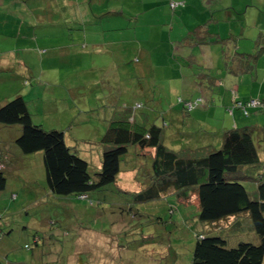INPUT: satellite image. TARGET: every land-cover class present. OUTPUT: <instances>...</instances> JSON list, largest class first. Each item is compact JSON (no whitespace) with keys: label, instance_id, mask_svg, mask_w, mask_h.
<instances>
[{"label":"rangeland","instance_id":"rangeland-1","mask_svg":"<svg viewBox=\"0 0 264 264\" xmlns=\"http://www.w3.org/2000/svg\"><path fill=\"white\" fill-rule=\"evenodd\" d=\"M0 1L5 6L0 4V25L7 24L8 17L17 18V22L12 19L8 23V26L12 23L14 26L7 28L8 32L3 31L0 26V47L14 49L23 39L17 38L18 27L22 26L24 31L27 29L32 32L28 25L35 18L32 14L33 6L36 3L44 5L51 0ZM73 2L76 6L85 5L88 11L93 8L108 12L107 7L110 10L124 11L125 14L104 18L106 25L122 28L125 26L123 29L106 32L107 38L121 40L117 45L123 47V52L115 55L114 59L110 52L104 56L97 54L82 58L78 51L79 55L73 56L74 64L78 57H81L80 62L68 69L58 68L59 63H54L53 66L49 59L42 63L40 55L27 53L26 58L32 59L30 61L37 74L42 75L34 79L32 85L26 84L29 85L28 89H32L26 93V97L34 122L43 124L46 129L64 130L68 144L75 146L81 155L88 156L92 175H95L100 166L103 151L100 139L106 130L104 121L95 117L99 116V112L102 113L104 100L99 101V97H95L93 92H98L102 87L113 92L111 96L117 97V104L123 109L136 107L137 119L141 117L149 124L168 123L166 142L170 146L196 147L215 140L216 147H221L222 141L220 142L218 133H215L217 130L210 128L216 124L221 128L232 115L230 105L235 102L232 94L234 85L231 83L234 81V73L229 70L235 66L233 58L236 52L253 53L257 50L255 41L260 33H264V0L242 2L244 11H235L230 16H226L222 3L218 4L220 9L211 12L210 6L201 0ZM58 3L63 2L58 0ZM172 3L177 4L175 9L171 7ZM185 6H189V10L186 11ZM214 13L216 18L225 23L210 22ZM195 16L197 23L199 18H204L202 22H210L213 32H218L221 25L223 35L220 37L227 38L235 34V39L189 46L186 37L197 25ZM85 17L89 20L93 15L86 13ZM87 38L92 46V42L100 40L101 36L92 33ZM50 39L51 41L44 38L45 45L37 49L44 48L50 54L52 49L55 50L54 46L65 45L64 42L69 40L59 37V42L56 43V38ZM75 41L80 44L82 42L76 37ZM184 41L186 43L182 44ZM134 49H142L140 57ZM15 52L21 53L16 50ZM122 55V63L115 62L120 72L109 77L111 73L104 72V69H113L114 61ZM137 59L138 67L134 65ZM143 65L145 66L142 67ZM255 72L258 77L253 79ZM255 72L242 73L246 75V80L234 87L243 100L257 96L261 89L264 90L263 52L259 56ZM220 79L226 81L220 84ZM21 80L11 79L0 83V99L14 94L20 87L18 83L24 84ZM87 86L93 93V110L86 112L83 104L86 96H90L84 94L73 97L62 91L68 87H81L77 91H83V87ZM55 96L67 99L53 102L48 100ZM198 97L201 101L194 106L193 114L184 110L180 99L190 101ZM211 97L216 100L209 104L208 99ZM138 104L141 106H137ZM65 106L71 108H64ZM236 115L242 120L239 125L253 124L258 127L255 136L258 134L262 139L258 143L260 153L264 155V108H251L248 115L236 109L234 116ZM230 126L232 127L230 124L227 128H231ZM16 127L0 124V154L8 166L12 163L16 167L9 168L7 186L0 191V264L193 262L199 241L197 233L204 226L195 203L187 205L178 201L174 194L145 202H134L132 196L122 192L140 191L141 180L145 178L142 165L137 172L126 170L144 161L143 157H136L133 147L117 182L90 192L85 198L74 194L58 195L48 189L43 153H24L15 141L19 135ZM200 128H209L214 132L209 136L203 132L198 137L196 131L200 132ZM174 132H182V135L173 137L171 134ZM204 135L208 137L203 140ZM196 140L202 141L198 144ZM170 141H177L179 145ZM243 182L249 189L255 187L252 177L244 179ZM225 238L228 247L237 246L241 241L258 242L257 234L249 231L231 233Z\"/></svg>","mask_w":264,"mask_h":264},{"label":"trees","instance_id":"trees-1","mask_svg":"<svg viewBox=\"0 0 264 264\" xmlns=\"http://www.w3.org/2000/svg\"><path fill=\"white\" fill-rule=\"evenodd\" d=\"M171 7L175 9L177 4ZM234 37L216 38V41L225 42ZM255 46L257 50L253 53H235L236 67L230 69L232 72L242 74L256 70L259 56L264 53V33L257 37ZM252 98L257 99L258 104L244 107ZM250 99L236 101L231 111L240 109L248 115L251 108H264V93ZM180 101L183 108L190 111L186 103L198 104L201 98ZM124 108L115 105L112 119L101 136L103 151L95 175L90 173L88 156L68 144L64 130L46 129L43 124L34 122L23 95L0 104V124L17 126L19 135L15 141L24 153H43L48 189L58 195L85 198L90 192L117 182L133 147L136 157L148 160L133 167L137 172L142 165L145 178L141 180L140 191L122 192L132 196L134 202L174 194L178 201L187 205L195 203L199 208V219L204 226L197 233L199 241L191 264H263L264 155L258 143L262 139L258 134L255 136L258 127L250 124L226 129L219 148L213 144L174 148L166 142L168 123L149 124L141 117L137 119L136 107ZM9 168L13 169L0 154V191L7 186ZM249 177L255 182L253 189L243 182ZM245 231L255 232L258 242L241 241L237 246H227L225 237Z\"/></svg>","mask_w":264,"mask_h":264},{"label":"crops","instance_id":"crops-1","mask_svg":"<svg viewBox=\"0 0 264 264\" xmlns=\"http://www.w3.org/2000/svg\"><path fill=\"white\" fill-rule=\"evenodd\" d=\"M201 1L206 3V5L210 6L209 8H210L211 12H213V11L216 12L218 9H220L221 7H218V4L222 3V9H224V11L226 10V16H230L235 11H238V12L242 11L243 12L244 9H242V6H244V5H242L241 3L246 2L247 0H224L223 2H221L220 0H201ZM35 2H36V0H35ZM62 2L63 3L59 4L58 0L56 2H53V0H51V1L45 2L44 5H42L41 3L38 5L36 3V5H34L32 8V14L35 16V18H33V20H31L33 23L31 25H28L31 27L32 32L27 30V29L24 31L22 26H20V27H18L19 32H17V34L19 35L17 38H23L19 41L20 44L16 45V48H14V49H9L7 47H2V48L0 47V83L7 81V80L11 81V79H16L18 81H19V79H22L21 81L24 82V84L18 83V86H20V87L17 89V91L14 94H12L11 96H6V98H1L0 104L2 102H4L5 100L12 98L16 95H23L29 104V100L26 97V93H28L29 91H32V89H28V86L32 85L35 81L34 79H38L39 75L37 74L36 69H34L33 65L31 64L30 60H32V59L26 58L27 53H31L34 55H40L41 56L40 60L42 61V63L45 61V59H49L50 63L53 66H54V63L55 64L59 63L60 66H58V68H61V69H63V68L68 69V68L72 67L71 65L74 66L76 63L80 62L79 58H81V57H78L76 59L77 62L75 61V64H74V57H73L74 55H79V52L81 53L79 56H82V58L87 57V56L91 57L92 55H97V54L104 56L107 52H110V55H112L113 58L116 59L115 55L122 54L123 47H118V45H117V44H120L121 40H119L117 38H112V37L107 38L108 35L106 32L111 31V30L114 31V30H118V29H123V28H125V26L122 28L120 26H109V24L106 25V23H104V18H105V16H112V17L118 16L117 14H120V13H121V15L125 14L123 10H121V11L110 10L109 7H107L108 12H101L102 9L94 10L93 8H90L88 11V9H86L85 5L84 6H81V5L76 6V4L73 2V0H71V1L62 0ZM196 2H197V0H196ZM179 3H181V2H179ZM0 4L2 5V7H5L3 5V2L0 1ZM186 5H187V3H186ZM215 6L217 8H215ZM185 8H186V11L189 10V6H185ZM86 13L92 14L93 18H90L88 20V18L85 17ZM12 19H14L13 22H17L16 17L15 18L8 17L7 18V24L0 25V26H2L3 31H7V28L13 26V23L8 26V23H10ZM202 19L204 20V18H199V22L197 23V18L195 16V21H196L197 25L195 26L194 30L191 31L190 34L186 37V38H188L187 43L189 46L190 45L196 46L198 44H206V43H216V42H219V41H216V38H222V37H220V35H223V32L221 30V25L219 26L218 32H213V31H211L212 26L210 25V22L214 21V22H218L219 24L225 23V22L221 21L219 18H216L215 13L212 14L211 20H209L210 22H205V21L202 22ZM88 26H90V27H88ZM59 29H63V30L60 31ZM92 33L95 35L100 34L101 39L97 40L95 42H92V46H90L91 41L87 37L89 34H92ZM231 35L234 36L235 34H231ZM77 36H79V37H77ZM59 37L69 38V40L64 42L65 45L54 46L55 50L52 49L50 54H47L48 50L45 51L44 48L42 50L37 49V47H43V45H45V44H43L44 38H49V41H51L50 38H56L57 39ZM75 37L78 38V40L82 41L81 44H83V45H81L80 43H76ZM82 38L85 40V42H83L84 40H82ZM58 42H59V40L57 39L56 43H58ZM21 43H23V44H21ZM185 43L186 42L184 41V43H182V44H185ZM78 44H80V45H78ZM78 46H79V48H78ZM46 47L49 48V46H47V45H46ZM51 48H53V46H51ZM15 50L20 51L22 53V55H21V53L18 54L17 52H15ZM140 51H142V49H134V52L136 53V55H138V57H140V55H139ZM82 53H83V55H82ZM86 59H88V58H86ZM121 60H123V55L121 56V58L114 61V65H113L114 68L113 69H112V67H111V69L106 68V69H104V72L107 71V73H111L109 77L113 76L114 75L113 73L120 72V68L116 65L115 62L122 63ZM138 61L139 60L137 59V62L134 63V65L136 67H138ZM144 66L145 65H143L142 67H144ZM43 71H44V69L42 70V72ZM71 71H73V70H71ZM71 71H69L68 73L70 74ZM229 71H231V70H229ZM232 73H234V72H232ZM247 73H249V72H247ZM244 74H246V73H244ZM116 76H117V74H116ZM39 77H42V75H40ZM257 77L258 76L256 75V72H255V77H252V78L256 79ZM232 80H234V81H232L231 85H234V87H236V85L238 83L241 84V81L246 80V75L234 73ZM225 81L226 80H224V79L223 80L220 79L219 83L221 84V83H224ZM26 84H29V85H26ZM234 87L232 88V94H233L234 102H236L240 99L243 100L240 96V92L238 90H236ZM32 88H35V86H32ZM77 88H81V87H77ZM77 88L76 87H74V88L68 87L65 89V91H62V93L65 92L66 94H69L73 97H75L76 95H82L83 96L84 94L90 96V98H88L86 96L85 103L83 104V107L86 108V110H85L86 112L93 110L91 101L93 100L92 94L95 93L96 94L95 97H99V101L104 100V102H106L108 104L107 105L106 103L103 102L102 113L99 112V116H95V117L98 120L104 121V124L106 126H108L110 119H112V113L115 110L114 109L115 105H119V104H117L118 103L117 97H115V95L111 96L113 94V92L112 91L108 92L106 90V88H103V87L100 88V90L98 92H93V93L91 91H89L88 86H87V88L83 87V91H81V90L77 91ZM263 93H264V90L261 89L258 92L257 96H252V97L262 96ZM37 98H40V97L37 96ZM37 98H35V99H37ZM59 99H67V98H65V97L64 98H61V97L57 98L55 96L52 99H48V100L53 102V101L59 100ZM246 99H248V98H246ZM215 100H216L215 97H211L210 100L208 99V102L210 104L212 101H215ZM245 100H243V101H245ZM206 104H208V103H206ZM195 105L196 104H194V106ZM194 106L189 111V112H191V114L194 113L193 112ZM233 107H234L233 105L232 106L230 105V108H233ZM64 108H71V107L65 106ZM57 110H59V108ZM64 110H66V109H64ZM235 111H236V109H234L232 111L231 117L227 120V122L225 124L221 125V128H218L217 124H216V126H211V128H210V129L217 130V131H215V133H218V137L220 139V142L222 141L223 132L226 129H228L227 128L228 125L231 124L232 127H234L236 125H239L238 123H240V122L242 123V120H240V118H238L237 115L234 116ZM210 129L208 128V129L204 130V128H200V132L196 131L198 133V137L203 135L202 134L203 132L206 133L208 136L210 134H213L214 130H210ZM16 133H18V132H16ZM175 134L173 137H177V135H179V136L182 135V132H179L178 134L175 133ZM207 135L203 136V140L207 139V137H208ZM201 141L202 140L197 141V143L199 144V143H201ZM214 141L209 142L207 144L215 145ZM170 142L174 143L177 141H174V142L170 141ZM174 145H179V143L177 142ZM203 145H205V144H203ZM215 146H217V145H215ZM5 157L8 158V156H5ZM9 166L12 167L13 169L16 168L15 165H13L12 163ZM129 171L133 172L135 170L133 168H131V169H129Z\"/></svg>","mask_w":264,"mask_h":264},{"label":"built area","instance_id":"built-area-1","mask_svg":"<svg viewBox=\"0 0 264 264\" xmlns=\"http://www.w3.org/2000/svg\"><path fill=\"white\" fill-rule=\"evenodd\" d=\"M175 3H172V5H174ZM187 104V107L189 108V109H191L193 106H194V104H196L195 102H187L186 103ZM240 104H242V103H240ZM258 104V101H257V99H254V98H252V99H250L248 102H247V104H244V107H245V105H249V106H256Z\"/></svg>","mask_w":264,"mask_h":264}]
</instances>
